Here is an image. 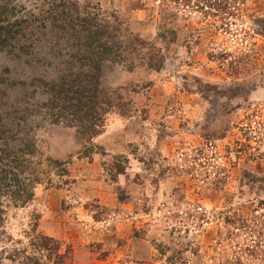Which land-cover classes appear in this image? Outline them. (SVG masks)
I'll use <instances>...</instances> for the list:
<instances>
[{
  "label": "rangeland",
  "instance_id": "1",
  "mask_svg": "<svg viewBox=\"0 0 264 264\" xmlns=\"http://www.w3.org/2000/svg\"><path fill=\"white\" fill-rule=\"evenodd\" d=\"M83 50L86 119L47 106ZM13 108L40 181L1 197L0 264H264V0H0Z\"/></svg>",
  "mask_w": 264,
  "mask_h": 264
},
{
  "label": "trees",
  "instance_id": "2",
  "mask_svg": "<svg viewBox=\"0 0 264 264\" xmlns=\"http://www.w3.org/2000/svg\"><path fill=\"white\" fill-rule=\"evenodd\" d=\"M89 36V37H88ZM85 37L83 45L85 47L94 48L92 43L95 42V37L88 35ZM90 50L78 54L76 62L83 67L86 66V70L82 71L80 66L77 71H74V76L66 78V75H61L57 80L50 81L49 91L52 94L49 101H52L53 97L55 104H48L47 106L58 107L57 100L61 99L64 103H67L72 108H76L74 111L81 112L80 117H91L93 108L88 105L87 94L89 98L94 96V88L96 85V77L100 69V65L96 62L97 59L92 60L88 55ZM80 59V61H78ZM90 87V88H87ZM86 97V100L81 101ZM61 112L56 111V113ZM91 112V113H90ZM74 114V113H73ZM23 111L13 108L11 111H5V117L9 119L10 127L4 130H0V200L1 197H8L13 204L22 205L26 203L32 197V187L35 183L40 181L39 175L36 172L34 166H30V157L36 152L30 139L21 138L17 143H12L14 138L17 137L18 132H22V128L19 127L18 120L23 119ZM77 118L79 117L76 116ZM81 117V118H82ZM3 133H5L3 135ZM19 139V138H18ZM11 142V143H10ZM54 167V173L58 176L65 172V166L57 163V161H51ZM3 208L0 201V224L2 222ZM45 238H42V240ZM45 243L42 242V246ZM32 264H38L36 260Z\"/></svg>",
  "mask_w": 264,
  "mask_h": 264
}]
</instances>
